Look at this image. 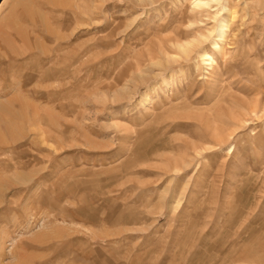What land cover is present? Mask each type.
Returning <instances> with one entry per match:
<instances>
[{"label": "rangeland", "instance_id": "1", "mask_svg": "<svg viewBox=\"0 0 264 264\" xmlns=\"http://www.w3.org/2000/svg\"><path fill=\"white\" fill-rule=\"evenodd\" d=\"M0 264H264V0L0 2Z\"/></svg>", "mask_w": 264, "mask_h": 264}, {"label": "bare ground", "instance_id": "2", "mask_svg": "<svg viewBox=\"0 0 264 264\" xmlns=\"http://www.w3.org/2000/svg\"><path fill=\"white\" fill-rule=\"evenodd\" d=\"M2 1L3 0H0V2H2ZM212 1H215V2L217 1L218 2V0H193V3H194V6H196V7H203V6L205 7V5L209 4V2H212ZM226 27H227V25L224 24V23H222L220 25V33L218 32V34L216 35V41L213 43V46L216 49H220L219 42H217V41H221L223 39V37L225 35V30L224 29ZM194 43L196 44L197 40L189 41V42H186L185 44L184 43L183 44H179L178 45V49L182 53L187 54L194 47ZM201 57L203 58L204 61L206 59H210L211 58L210 55L207 52H203L201 54ZM53 91L55 93H59L61 91V89H59V87H58V88H54ZM14 107L15 106H12L11 108L4 107L5 108L4 112L7 113L9 115V117L8 118H2V119H6L7 123H10V122H12V123L15 122L16 123V120L18 118H19L18 122H20V123L28 122L29 119L27 117V108L29 107V104L27 102H21V103H19V107L18 108H14ZM4 123H6V122H4Z\"/></svg>", "mask_w": 264, "mask_h": 264}]
</instances>
